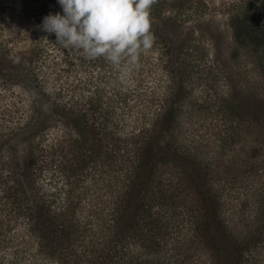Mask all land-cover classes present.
Segmentation results:
<instances>
[{"label": "trees", "instance_id": "obj_1", "mask_svg": "<svg viewBox=\"0 0 264 264\" xmlns=\"http://www.w3.org/2000/svg\"><path fill=\"white\" fill-rule=\"evenodd\" d=\"M231 28L237 44L261 55L263 82L264 23L244 12ZM194 60L168 56L172 80L160 89L112 65L108 89L94 74L90 86L70 58L69 82L50 56L3 71L29 95L18 122L0 130V184L45 264H264V182L253 220L240 217L236 200L245 175L264 173V89L242 87L233 102L223 94L226 131L212 151L183 121L185 73L207 67ZM20 253L0 255V264H19Z\"/></svg>", "mask_w": 264, "mask_h": 264}, {"label": "rangeland", "instance_id": "obj_2", "mask_svg": "<svg viewBox=\"0 0 264 264\" xmlns=\"http://www.w3.org/2000/svg\"><path fill=\"white\" fill-rule=\"evenodd\" d=\"M57 12L63 14L57 0H0V130L18 122L16 108L25 94L29 95L26 86L3 71L32 64L36 56L53 57L61 81L69 82L72 78H66L67 72L63 70L71 66L68 63L70 58L75 62L74 69H77V76L82 81L94 74L95 78L98 77L99 86L109 88L110 79L107 77L114 70L111 64L80 65L76 56H84L82 52L70 55L67 49L56 43L54 33L49 34L38 27L45 16ZM244 12H252L264 23V0H158L150 14L154 45L150 51L140 55L138 67L131 68L124 76L133 83L142 81L139 86L143 89L148 85L156 89L166 88L172 80V72L165 63L168 56H187L193 61L199 58L207 67L203 70L193 67L185 73L182 81L183 89L188 91L183 100V121L194 128L195 135H202L213 145L209 148L212 151L217 149L218 133L226 131L224 119L228 109L223 94L231 91L233 102V99L238 101V90L242 87L252 90L260 83L264 89V81L259 82L260 67L254 61V56L261 55L241 47L232 34V18ZM124 65L126 61L121 67ZM102 75L104 77H100ZM95 78L89 80L90 86ZM189 108L193 109L192 113L185 111ZM236 147L235 144L230 149L233 151ZM263 182L262 169L258 173L252 169L239 182L236 200L242 212L240 217L253 220L257 216V206L264 202L263 198L258 203L261 190L257 187ZM2 188L0 184V255L6 258L12 251L21 248L23 253L18 255L19 264H45L42 254L38 257L34 255L37 248L29 240V224L19 214L8 211L7 204L11 203L12 197L5 196ZM45 188L50 193L49 185ZM103 190L99 189L101 193ZM233 200L231 207H234Z\"/></svg>", "mask_w": 264, "mask_h": 264}, {"label": "clouds", "instance_id": "obj_3", "mask_svg": "<svg viewBox=\"0 0 264 264\" xmlns=\"http://www.w3.org/2000/svg\"><path fill=\"white\" fill-rule=\"evenodd\" d=\"M63 14L49 13L38 27L55 34L59 47L86 59L103 58L127 75L155 42L151 9L158 0H57ZM126 65L122 68V64ZM51 93L52 89H47Z\"/></svg>", "mask_w": 264, "mask_h": 264}]
</instances>
